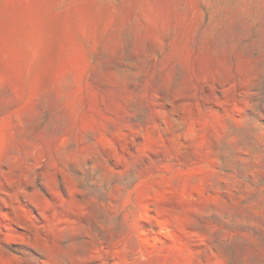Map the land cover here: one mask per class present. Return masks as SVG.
I'll return each mask as SVG.
<instances>
[{
	"label": "rangeland",
	"instance_id": "1",
	"mask_svg": "<svg viewBox=\"0 0 264 264\" xmlns=\"http://www.w3.org/2000/svg\"><path fill=\"white\" fill-rule=\"evenodd\" d=\"M0 264H264V0H0Z\"/></svg>",
	"mask_w": 264,
	"mask_h": 264
}]
</instances>
